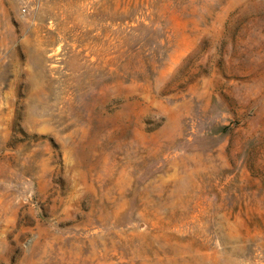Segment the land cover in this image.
I'll list each match as a JSON object with an SVG mask.
<instances>
[{"label":"rangeland","instance_id":"374dc122","mask_svg":"<svg viewBox=\"0 0 264 264\" xmlns=\"http://www.w3.org/2000/svg\"><path fill=\"white\" fill-rule=\"evenodd\" d=\"M0 264H264V0H0Z\"/></svg>","mask_w":264,"mask_h":264}]
</instances>
